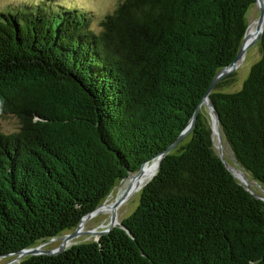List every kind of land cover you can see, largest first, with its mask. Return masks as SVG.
<instances>
[{
	"label": "trees",
	"instance_id": "obj_1",
	"mask_svg": "<svg viewBox=\"0 0 264 264\" xmlns=\"http://www.w3.org/2000/svg\"><path fill=\"white\" fill-rule=\"evenodd\" d=\"M74 1V0H73ZM257 0H120L92 26L74 4L0 11V258L73 232L185 130L236 58ZM262 56L211 92L224 139L264 189ZM212 125L162 159L137 208L96 241L16 264H264V200L226 167Z\"/></svg>",
	"mask_w": 264,
	"mask_h": 264
},
{
	"label": "rangeland",
	"instance_id": "obj_2",
	"mask_svg": "<svg viewBox=\"0 0 264 264\" xmlns=\"http://www.w3.org/2000/svg\"><path fill=\"white\" fill-rule=\"evenodd\" d=\"M119 1L120 0H74V1L73 0H0V11H4V12L14 11L18 7L23 8L25 4H29L31 2L42 3L48 6L51 4L52 6H54L55 4L72 5L70 3L74 2L76 6H78L81 9L86 10L92 16V26L93 28L98 30L100 28L99 26L100 20L104 17L105 14L113 11V9L116 7ZM259 16H260V8L256 3L253 7L249 9L247 13V17L249 18V25L251 24V22L255 21L256 19L258 20ZM261 56H262L261 48H260L259 43L257 42L254 46L248 49L245 58H243L239 62L238 67L233 71V72H236L234 82L220 90L224 92H233V91L239 90L242 87L246 77L248 76L252 65L256 61H258L261 58ZM200 111H202L205 114V116L207 117V119L209 120L213 128L214 114L211 112L210 106L206 103H203L200 108ZM17 129H18L17 118L13 116H8L0 120V131L1 132L10 133V132L16 131ZM214 143H215L214 145H215L216 151L220 155V149H219L220 141H219L218 135L216 134H214ZM222 145H223L222 151L229 165L233 168L235 167L234 168L235 170L239 169L241 171H244L246 177L249 180L248 184L253 190V192L258 195H264V189L261 188L258 185V183L250 177L249 173L241 165L238 164V162L236 161L234 157V153L232 149L230 148V146L228 145V142L224 139V136L222 140ZM136 173H133V174H136ZM242 180L244 181V179L240 177L239 181H241L244 184ZM128 184H129V178L123 181L122 183L120 182L119 184H117L112 190L110 196L102 204H107V203L113 204L117 202V200H120L122 198V194L126 191L125 189L127 188L126 186ZM144 187L133 191L126 199L123 200L122 202L123 208H121L120 210L121 212H119L120 220L118 221V223L122 222L123 219H125L127 216L132 214L133 211L137 208L140 197H141V193ZM123 188L125 189L122 192ZM111 219H112V213L104 212L102 211L101 208H99L91 218L86 220L81 233H79L78 236L68 241L66 248H69L72 245L82 243V242L96 241L99 238L98 232L107 229L110 226ZM63 236L64 235H61V236L56 237L53 240H50L48 243L43 244L40 248L42 250H54L58 248L63 243V239H62ZM27 256H30V255L27 254L20 258L16 256L15 257L13 256L11 258L10 257L0 258V264H16L17 262L26 258Z\"/></svg>",
	"mask_w": 264,
	"mask_h": 264
},
{
	"label": "water",
	"instance_id": "obj_3",
	"mask_svg": "<svg viewBox=\"0 0 264 264\" xmlns=\"http://www.w3.org/2000/svg\"><path fill=\"white\" fill-rule=\"evenodd\" d=\"M259 0L256 1V3L258 4ZM257 32L256 34L252 37V38H249V34H248V30H249V27L250 25L248 26V29H247V32L244 36V39H243V42H242V45L240 47V50L236 56V58L234 59V61L229 65V66H226L225 68H223L216 76L215 78L213 79V81L211 82V85L205 95V97L203 98L202 102L199 104V106L197 107L195 113H194V116L192 117V119L190 120V123L188 124V126L185 128V130H183V132L179 135V137L177 138V140L166 150L164 151L163 153L159 154L158 156H156L155 158L158 160V168L160 167L161 165V162H162V159L163 157L165 156V154H167L170 150H173V148L180 142L182 141L188 134H190V132L192 131V129L195 127V124H196V121H197V116H198V113L200 111V108L202 106L203 103H206L210 106L211 108V112L214 114V125H213V134H216L218 135V138H219V141H220V146H219V149H220V157L221 159L223 160V162L225 163L226 167L234 174V176L236 178H239L240 177L237 175V169L235 170L233 167H231L222 151V140H223V131H222V126H221V118H220V114L218 112V110L216 109V107L214 106V104L212 103L211 101V97H210V94L211 92L214 90L216 84L218 83V81L223 78L224 76H226L228 73H231L233 72L239 65V62L245 58L246 56V53L248 51L249 48H251L252 46H254L257 42H259V40L261 39L263 33H264V7L261 6L260 7V16L257 20ZM154 158V159H155ZM150 161L148 162H145L140 170L137 172H141V170L144 168V166L149 163ZM136 173V174H137ZM133 173L129 174L127 178L123 179L121 181V183L123 181H125L126 179L128 178H132L133 177ZM243 181V180H242ZM244 184L247 186V189L254 193L253 190L251 189V187L249 186V184L247 183V181H243ZM132 193L131 190H127L125 191L123 194H122V198L120 200H118L117 202H115L114 204V209L117 208V206L123 202L124 199H126L130 194ZM256 196L258 198H261L264 200V195H258L256 194ZM105 204H101L100 206H98L94 211H92L91 213H89L88 215L84 216L83 219L81 220V223L78 225V227L71 233H68L66 235H64L62 237L63 239V243L56 249L54 250H42L40 247L43 245V244H46L48 243L49 241H47L46 243H43L41 245H38L36 247H32V248H27V249H23V250H20L16 253L17 257L20 258L24 255H38V254H59L63 251H65L67 248V243L70 239L76 237L79 235V233H81L82 231V228L84 226V223L86 222L87 219L91 218L95 213L96 211L101 208L102 206H104ZM116 226H120L122 228H124L125 230L128 231L127 227L125 226V224L123 222H120L118 223L117 221V217L115 215V211L113 212L112 214V219H111V223H110V226L105 229V230H102V231H99L98 232V235L99 237L105 233H108L110 232L114 227ZM129 232V231H128ZM55 239V238H53ZM51 239V240H53ZM99 239V238H98ZM97 239V240H98Z\"/></svg>",
	"mask_w": 264,
	"mask_h": 264
},
{
	"label": "bare ground",
	"instance_id": "obj_4",
	"mask_svg": "<svg viewBox=\"0 0 264 264\" xmlns=\"http://www.w3.org/2000/svg\"><path fill=\"white\" fill-rule=\"evenodd\" d=\"M259 8L261 6L264 7V0H259L258 4ZM257 20V19H256ZM253 21L250 24L249 30H248V34H249V38H252L256 32H257V21ZM148 164V163H147ZM145 165L144 168L141 170V172L133 175L132 178H129V184L126 186L127 188H123L122 192L124 191V189L127 190H131L132 192L138 189H141L142 187H144L156 174L157 170H158V160L155 158L151 161V163L149 162L148 165ZM235 168V167H234ZM237 174L238 176H240L242 179H244L245 181H247V183L249 182L248 178L246 177L244 171H241L239 169H237ZM116 198V197H115ZM118 199V198H117ZM120 199V198H119ZM118 201V200H117ZM113 203V202H111ZM114 204H105L104 206L101 207L102 211L107 212V213H112L115 211V215L117 217V221H119V212H121V208H123V203L119 204L117 206V208L114 209Z\"/></svg>",
	"mask_w": 264,
	"mask_h": 264
}]
</instances>
